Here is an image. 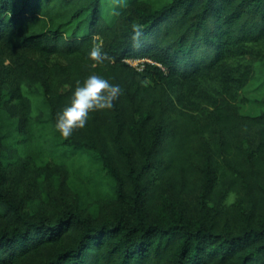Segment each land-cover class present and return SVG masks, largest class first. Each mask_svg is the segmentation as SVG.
Returning a JSON list of instances; mask_svg holds the SVG:
<instances>
[{"label": "trees", "instance_id": "trees-1", "mask_svg": "<svg viewBox=\"0 0 264 264\" xmlns=\"http://www.w3.org/2000/svg\"><path fill=\"white\" fill-rule=\"evenodd\" d=\"M138 1L0 0V165L34 168L27 118L49 155L86 168V195L112 202L30 215L0 188V264H264V110L238 107L264 54V0ZM58 72L70 85L56 90ZM93 73L121 94L64 138L56 113Z\"/></svg>", "mask_w": 264, "mask_h": 264}, {"label": "rangeland", "instance_id": "rangeland-1", "mask_svg": "<svg viewBox=\"0 0 264 264\" xmlns=\"http://www.w3.org/2000/svg\"><path fill=\"white\" fill-rule=\"evenodd\" d=\"M143 1H147V4H154L153 0H140L137 5H142ZM8 54V51L0 52V73L10 67ZM50 61L64 63L63 59L55 57H51ZM128 61L133 66H140L139 60L129 59ZM251 72V79L239 93L238 107L242 114L254 115L264 110L262 101L264 96V54L252 63ZM0 79H4L3 76L2 78L0 76ZM50 79L49 82L54 85L56 90L70 85V79L64 72H58ZM5 86H12L9 78L6 82L0 80V94ZM179 87L177 84L174 86L175 89ZM174 95L172 94L173 97ZM8 113H12L15 117L21 116L19 110L15 108L9 110ZM21 128L22 155L30 160L34 168L18 172L16 169L12 170L9 165H0V188L7 190L12 200L30 215L40 211L52 215L65 204L81 207L86 213H96L98 216L107 214L109 206L112 204L110 198L103 199L93 193L90 195L84 193L83 186L88 188L90 193L93 190L91 183L85 178L86 168L82 170L76 164L70 166L61 164L62 159L56 155H49V150L53 149L50 142L51 135H46L42 140L38 139L29 119H23ZM89 173L90 175L100 174L103 181L106 180L104 170L99 172L94 168ZM233 199L234 195L230 194L228 202Z\"/></svg>", "mask_w": 264, "mask_h": 264}, {"label": "clouds", "instance_id": "clouds-1", "mask_svg": "<svg viewBox=\"0 0 264 264\" xmlns=\"http://www.w3.org/2000/svg\"><path fill=\"white\" fill-rule=\"evenodd\" d=\"M133 27L138 28L139 25ZM104 55L98 45L88 52L93 61H101ZM121 91L119 84H113L99 74L88 75L82 82H77L69 102L57 111L55 128L64 138L70 137L74 129L86 125L90 112L112 108Z\"/></svg>", "mask_w": 264, "mask_h": 264}]
</instances>
